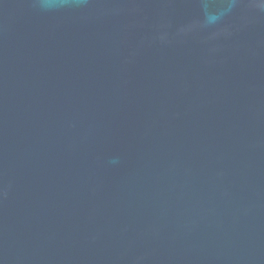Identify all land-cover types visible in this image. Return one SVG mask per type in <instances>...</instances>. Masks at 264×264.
I'll return each mask as SVG.
<instances>
[{
    "label": "water",
    "instance_id": "water-1",
    "mask_svg": "<svg viewBox=\"0 0 264 264\" xmlns=\"http://www.w3.org/2000/svg\"><path fill=\"white\" fill-rule=\"evenodd\" d=\"M0 264H264V0H0Z\"/></svg>",
    "mask_w": 264,
    "mask_h": 264
}]
</instances>
